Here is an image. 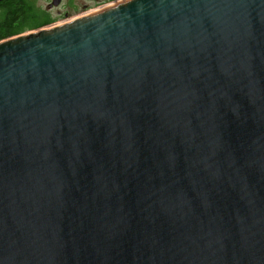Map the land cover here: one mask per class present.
<instances>
[{
    "label": "water",
    "instance_id": "water-1",
    "mask_svg": "<svg viewBox=\"0 0 264 264\" xmlns=\"http://www.w3.org/2000/svg\"><path fill=\"white\" fill-rule=\"evenodd\" d=\"M0 42V264H264V0H117Z\"/></svg>",
    "mask_w": 264,
    "mask_h": 264
},
{
    "label": "flooded vegetation",
    "instance_id": "flooded-vegetation-1",
    "mask_svg": "<svg viewBox=\"0 0 264 264\" xmlns=\"http://www.w3.org/2000/svg\"><path fill=\"white\" fill-rule=\"evenodd\" d=\"M114 1L117 0H0V42L70 20Z\"/></svg>",
    "mask_w": 264,
    "mask_h": 264
},
{
    "label": "rangeland",
    "instance_id": "rangeland-1",
    "mask_svg": "<svg viewBox=\"0 0 264 264\" xmlns=\"http://www.w3.org/2000/svg\"><path fill=\"white\" fill-rule=\"evenodd\" d=\"M100 8H101V7H100ZM100 8H99V9H100ZM96 10H98V8H97ZM93 11H94V10H93ZM85 12H86V11H85ZM83 13H84V12H83ZM89 13H90V12H89ZM86 14H87V13H86ZM79 15H80V13H79L78 15H76L75 17H77V16L79 17ZM80 16H81V15H80Z\"/></svg>",
    "mask_w": 264,
    "mask_h": 264
},
{
    "label": "bare ground",
    "instance_id": "bare-ground-1",
    "mask_svg": "<svg viewBox=\"0 0 264 264\" xmlns=\"http://www.w3.org/2000/svg\"><path fill=\"white\" fill-rule=\"evenodd\" d=\"M84 15V14H83ZM78 18H80V17H78ZM75 19H77V18H75Z\"/></svg>",
    "mask_w": 264,
    "mask_h": 264
}]
</instances>
